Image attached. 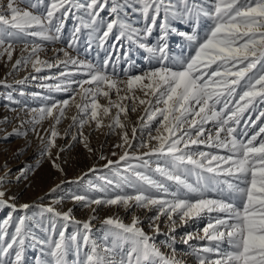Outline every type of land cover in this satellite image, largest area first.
Wrapping results in <instances>:
<instances>
[{
	"label": "snow or ice",
	"instance_id": "1",
	"mask_svg": "<svg viewBox=\"0 0 264 264\" xmlns=\"http://www.w3.org/2000/svg\"><path fill=\"white\" fill-rule=\"evenodd\" d=\"M27 7L39 11L21 9L18 0H0V59L6 56L11 62L19 46L21 57L12 63L9 75L29 65L35 73L45 68L61 70L58 75L30 74L15 83L24 85L29 78L56 80L55 84L42 82L38 86L49 91L71 90L74 93L71 102L87 117H72L79 129L90 121L100 129L102 118L109 116L114 107L117 112L107 127L123 130L121 114L126 119L129 110L136 112L144 106L146 118L141 116L139 121L149 131L148 139L142 140L140 147L147 151L141 155L130 154L127 148L132 143L127 131H123V143L116 145L125 149L123 154L116 161L103 155L100 159H107L105 167L110 171L125 162L123 174L118 169L116 179L105 178L104 183L133 191L104 199L71 196L74 203L91 209L93 215L84 222L74 219L72 209L61 213L52 206L41 205V220L45 213L50 214L48 226L37 223L34 227L45 233L44 238L27 227L25 215L19 216L14 232L9 233L11 213L27 212L35 205H18L15 196H8L7 188L13 180L20 182L28 178L34 168L21 164L14 171L5 160L0 164V208L10 209L11 213L0 220V264H25L27 247L39 248L35 264H69L70 253L77 256L72 264H184L177 257L173 233L177 226L200 219L206 220L203 226L180 236V242L186 245L191 240L206 241L200 246L190 245L196 264H264V0H28ZM132 13L140 14L142 26L131 22ZM69 19L75 24L66 46L53 50L63 53V58L57 54L51 61L41 59L42 42L61 40ZM174 21L188 25L190 31H180ZM157 31L153 43L150 37ZM82 32L86 35L85 51H91L95 44L105 52L99 65L71 55L70 50H76ZM172 34L186 42L184 47L189 50L186 56L171 54L169 37ZM132 46L144 50L148 54L145 59L149 64L154 62V66L139 74L132 73ZM121 62L128 64L122 75L116 72ZM70 66L87 78L69 79L77 74L68 71ZM73 84L77 87L71 88ZM0 86L9 87L6 80L0 81ZM111 92H115V100L111 99ZM19 94L25 95L23 91ZM76 95L83 103H75ZM98 97L107 98L108 106L101 105ZM7 100L18 103L10 93ZM70 100L31 109L4 106L6 111L17 114L24 111L31 116L30 120H21L10 132L7 128L13 120L7 115L0 117V144L7 145L10 138L26 141L13 152V160H20L31 147L28 140L31 132L40 140V157L52 160L53 168L63 172L56 163L59 152L52 159L51 150L60 135L55 125L65 116ZM128 100H131L130 106L124 103ZM57 110L58 115H54ZM47 118L54 119L51 128L38 129L36 125ZM153 121L155 135L150 127ZM25 124L30 127L22 131ZM131 131L134 140L137 127ZM79 137L73 135L72 140L91 152L82 131ZM201 145L217 151H203ZM2 151L7 152L8 148ZM151 156L164 159V166L158 163L155 169L162 180L136 170L138 166L148 167L149 160L144 157ZM132 160L138 164L133 165ZM163 181L171 182L174 187L166 186ZM60 186L56 185L51 192ZM153 189L157 194L152 193ZM100 206H117L126 211L154 209L155 215L147 217L148 227L155 236H167L165 246L170 254L161 251L155 236H149L139 226V217L133 214L130 224L114 217L103 219L105 243L93 242L80 260V250L89 245L91 221L96 219ZM162 216L167 232L160 226ZM55 218L80 225L84 230L80 240L79 230L66 236V224L58 230Z\"/></svg>",
	"mask_w": 264,
	"mask_h": 264
},
{
	"label": "rangeland",
	"instance_id": "2",
	"mask_svg": "<svg viewBox=\"0 0 264 264\" xmlns=\"http://www.w3.org/2000/svg\"><path fill=\"white\" fill-rule=\"evenodd\" d=\"M19 7L24 10H30L33 12L39 11V9H28V0H18ZM101 15H104L103 13ZM129 19L135 26H142L143 21L139 13H132L129 16ZM174 26H176L180 31H190L188 25L179 22H173ZM75 21L73 19H69L66 23V27L64 32L62 33L61 40L52 42H42L43 50L39 53L40 58L44 60L51 61L54 56L57 54L63 58V53L54 52L53 50H58L61 47L66 46V42L68 37L71 34L72 28L74 27ZM203 34V33H201ZM158 35V31L154 32L153 36L150 37L153 43H155V37ZM29 40L35 38H28ZM38 43H41L37 40ZM185 41L183 38L172 34L169 37V45L171 49V54L173 56L179 57L181 53L185 56L188 54L189 50L184 47ZM127 46V45H126ZM87 47L86 44V35L84 32L81 33L80 41L76 47L75 51L70 50L71 55L77 57L82 61H88L93 64L99 65L104 56L105 52L100 51L95 47V44L92 46L91 51H85ZM27 55V53H24ZM148 54L142 50L138 49L135 46H132L130 52V58L134 67L131 68V72L134 74H139L142 70H145L149 67L154 66L153 64H149L145 57ZM21 57V47H17L13 54V59L11 62L7 61L6 56L0 59V81H7L9 87L0 86V117L5 115L9 116L10 119L13 120V123L10 124L7 128V131H12L13 127L19 126L21 120H30L31 116L26 112L21 111L18 114L14 112L6 111L4 108L5 105H8L10 108H40L45 106H50L53 102L59 103L62 100L71 98L74 93L69 90L65 91H49L47 88H41L38 85L40 83L46 84H55L56 80H48V81H39V80H27L24 85L16 84L15 81L19 79H23L25 76L37 75V76H45V75H58L61 69L53 68V69H43L40 73H35L31 65L27 68H22L19 71L12 72L11 75V65L15 62L16 59ZM128 68V64L121 62L117 68V74L122 75L123 70ZM68 71L77 73L74 76H70L69 79H85L87 78L83 74H80L74 67L70 66ZM85 72L87 69L84 70ZM111 71V69H109ZM61 80L64 78L61 77ZM77 85L73 84L71 88H76ZM85 87H89L85 85ZM23 91L25 93L24 96H21L19 93ZM11 94L18 103L12 104L7 100V95ZM33 93H39V96H33ZM123 94V93H122ZM141 97L142 93H137ZM45 97H50V99H45ZM110 97L112 100L116 99L115 92L110 93ZM98 102L103 106H108V99L104 97H98ZM75 103H83L81 101L80 96L76 95ZM124 103L131 105V100L125 101ZM138 104V101H137ZM117 112L116 108H111L110 114L107 117H103V126L100 129L96 128L95 122L90 121L88 124H85L83 129H79L78 123L73 124L72 117L78 116L81 118L87 119L83 114L79 113L78 109L75 107V104L70 100V106L65 108V116L61 118V122L56 124V130L60 133L58 137L55 138L56 147L52 148V159H55L57 153L59 152V159L56 160V163L60 165L63 169V172H60L53 168L52 160L48 158H41L39 155V148L41 147L40 140L33 136L31 132L29 133L28 140L31 141V147L28 148L27 153L21 156L20 160H13L12 155L13 152L22 148L26 141L24 138H10V141L7 145L0 144V164H3L5 160L9 162V167L14 171L23 164L25 167H33L34 171L29 173L28 178L16 182L13 180L12 184L7 188L8 196H15V203L23 204L29 203L31 205H35L30 208L27 212H15L11 213L10 209L0 208V220L6 219L8 215L11 213L13 216V221L9 226V233L14 232L15 224L21 215H25L27 220V227L32 229V231L39 237L44 238L45 233L41 232L38 227H34L37 223H42L45 227L48 226V218L50 214L45 213L43 220H41L40 216V206L44 207L52 206L57 212H67L69 209H72V216L76 221H88L89 218L93 215L91 209L84 208L81 206V203H74L71 200V196L73 195H83L87 198H108L114 197L117 194L123 193H131L133 189L124 188L121 189L119 187L107 186L104 181L106 179L115 180V172L119 169L122 172L124 166H126L125 162H121L120 165L113 166L111 171L109 168L105 167L107 163V159L116 161L119 158V155L123 154L125 149L118 148L116 145L122 144L121 135L123 131H127L129 139L132 143L131 148H127L130 154L141 155L147 149L140 147L142 140H147V133L149 131V127H142L143 121H139L141 116H145L144 106L138 107L136 112H131L129 110L127 118L125 119L124 115L121 114V121L125 124V129L121 130L120 128H112L107 127L110 123H112L115 114ZM18 115L19 118H16ZM54 115H58V110L54 111ZM102 115V114H101ZM247 115V114H246ZM255 118V114L253 116ZM139 121V123H138ZM54 124L53 118H47L43 120L36 127L40 130L50 129ZM71 125V127H70ZM137 127V135L136 138L132 139V127ZM30 127V125L25 124L24 129L26 130ZM150 127L152 129L153 135H155V122H150ZM207 127H211L209 124ZM67 131V135L65 134ZM82 131L84 136L88 138V145L92 149L89 152L82 143H77L72 140V136L76 135L79 137V132ZM251 135V132L249 133ZM2 135V133H0ZM152 143H155L153 141ZM4 147L8 148L7 152H3L2 149ZM63 147L65 150L60 152L59 149ZM200 149L203 151H217L216 149H209L200 146ZM116 153L117 155H112V153ZM103 155L106 157V160H101L100 156ZM144 159L149 160L148 167L138 166L136 168L137 171L144 173L145 175L151 176L153 179L162 180L163 178L159 175V173L155 172L157 164L160 166H164V159L162 157L151 156L144 157ZM133 165H137L138 162L135 160L130 161ZM38 167H35L36 165ZM96 169L95 172H90V169ZM87 173V175H85ZM123 174V172H122ZM166 186H172L171 182L163 181ZM61 185L55 192H51V189L56 187V185ZM104 190H100L101 188ZM153 194H157L156 190H151ZM7 198V197H6ZM55 201H59V203H55ZM93 207H96L93 205ZM135 214L140 219V227L144 229V231L149 236H155L152 230L148 227L149 220L147 217L155 215V210L148 211L146 209H133L126 211L122 207L117 206H100L97 208L95 213L96 219L91 221V230L88 233L90 236V242L87 247H82L79 253V259L83 260L85 257V253L89 251L91 244L94 242L97 245H103L105 243V226L102 225L101 221L106 217H114L119 218L125 224H130L132 220V216ZM164 217H161L160 226L164 232H167V229L164 224ZM57 229L59 230L63 225H67L66 236L76 234L79 230L78 240L84 234V230L80 225H77L72 222H65L59 218H55ZM206 222L205 219H200L198 221H189L187 225L177 226L175 233L173 235L176 236V243L174 248L177 250V257L182 258L184 264H196V257L192 255V248L190 245L200 246L206 243V241L199 240H191L189 244H183L180 242V236L185 233H191L195 229L203 226ZM55 238V237H54ZM167 241V236L159 235L155 236V242L160 247L161 251L166 255L170 254V249L165 246ZM82 243V241H81ZM226 246V245H225ZM39 255V248L27 247L25 251V264H35V257ZM69 264H72V261L77 259V256L74 253L69 254Z\"/></svg>",
	"mask_w": 264,
	"mask_h": 264
}]
</instances>
